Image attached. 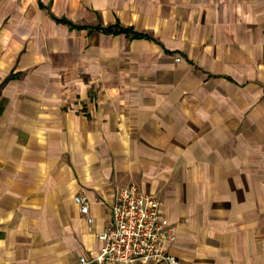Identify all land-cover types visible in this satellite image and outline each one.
Here are the masks:
<instances>
[{
	"label": "crops",
	"instance_id": "1",
	"mask_svg": "<svg viewBox=\"0 0 264 264\" xmlns=\"http://www.w3.org/2000/svg\"><path fill=\"white\" fill-rule=\"evenodd\" d=\"M130 183L176 264H264V0H0V264L92 258Z\"/></svg>",
	"mask_w": 264,
	"mask_h": 264
},
{
	"label": "built area",
	"instance_id": "2",
	"mask_svg": "<svg viewBox=\"0 0 264 264\" xmlns=\"http://www.w3.org/2000/svg\"><path fill=\"white\" fill-rule=\"evenodd\" d=\"M73 200L90 222L88 196L75 195ZM161 207L162 200L135 183L119 187L110 220L98 234L101 249L90 259L80 257L79 264H176L167 250L176 238L175 229Z\"/></svg>",
	"mask_w": 264,
	"mask_h": 264
},
{
	"label": "trees",
	"instance_id": "3",
	"mask_svg": "<svg viewBox=\"0 0 264 264\" xmlns=\"http://www.w3.org/2000/svg\"><path fill=\"white\" fill-rule=\"evenodd\" d=\"M120 30L128 31L129 29H127V28H120ZM134 34H137V33H134Z\"/></svg>",
	"mask_w": 264,
	"mask_h": 264
}]
</instances>
